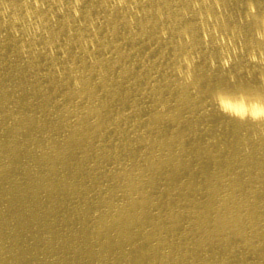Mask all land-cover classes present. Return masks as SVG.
<instances>
[{
    "label": "bare ground",
    "instance_id": "obj_1",
    "mask_svg": "<svg viewBox=\"0 0 264 264\" xmlns=\"http://www.w3.org/2000/svg\"><path fill=\"white\" fill-rule=\"evenodd\" d=\"M264 0H0V264H264Z\"/></svg>",
    "mask_w": 264,
    "mask_h": 264
},
{
    "label": "clouds",
    "instance_id": "obj_2",
    "mask_svg": "<svg viewBox=\"0 0 264 264\" xmlns=\"http://www.w3.org/2000/svg\"><path fill=\"white\" fill-rule=\"evenodd\" d=\"M214 99L219 111L235 120L264 121V93L258 92L250 96L245 92L218 91Z\"/></svg>",
    "mask_w": 264,
    "mask_h": 264
}]
</instances>
